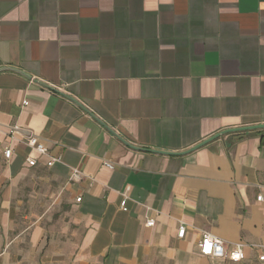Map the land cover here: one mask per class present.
<instances>
[{
  "label": "crops",
  "instance_id": "0c3cea01",
  "mask_svg": "<svg viewBox=\"0 0 264 264\" xmlns=\"http://www.w3.org/2000/svg\"><path fill=\"white\" fill-rule=\"evenodd\" d=\"M0 70V264H207L203 233L257 262L264 129L158 152L264 124V0H0ZM33 180L73 237L19 214Z\"/></svg>",
  "mask_w": 264,
  "mask_h": 264
},
{
  "label": "built area",
  "instance_id": "2783aa9c",
  "mask_svg": "<svg viewBox=\"0 0 264 264\" xmlns=\"http://www.w3.org/2000/svg\"><path fill=\"white\" fill-rule=\"evenodd\" d=\"M22 105H27L26 101L22 102ZM17 127H13L12 131H16ZM11 134V132H10ZM24 143L27 147H29L32 151H35L40 156H47L48 150L45 147V145L38 140V138L34 134H29L24 138ZM2 156L5 160H9L12 156V149L7 146L4 147L2 150ZM61 159L59 157H49L48 162L46 165L48 167L52 166L55 163H60ZM28 166L34 167L36 166V160L32 158H28L26 160ZM80 174V172L77 169L71 170L72 177H76ZM261 197L258 196L257 200H260ZM80 199H76V202H79ZM126 202L127 197L126 195H122V199L120 201L119 207L122 211H126ZM147 226H152L153 221L147 220L146 221ZM185 233V226L183 224H180L177 229V238H182ZM243 247L244 245L241 243H237L232 247H228L224 244L222 240H220L217 237L212 236L209 233H203L201 238L199 239L197 243V248L199 255L203 257H207L213 260H220V261H228L231 263H241L244 260L243 255ZM257 250H259V253L257 254L256 261L260 264H264V246H257Z\"/></svg>",
  "mask_w": 264,
  "mask_h": 264
},
{
  "label": "rangeland",
  "instance_id": "374dc122",
  "mask_svg": "<svg viewBox=\"0 0 264 264\" xmlns=\"http://www.w3.org/2000/svg\"><path fill=\"white\" fill-rule=\"evenodd\" d=\"M4 167V160L2 157V149L0 148V174ZM16 200L20 201L18 205L19 214L33 213L38 215V222L46 227H55V232L58 236L64 239V235L67 237H73L71 235L73 231L72 224L70 222L71 215L61 202H53L52 197L48 196L47 185L40 180H33L32 184H27L21 192V196H18ZM34 220H31L33 222ZM19 222V220H18ZM28 222V220H25ZM66 227L69 231H66ZM159 264V263H157ZM207 264H233L227 261L208 259ZM243 264H258L257 262L243 263Z\"/></svg>",
  "mask_w": 264,
  "mask_h": 264
},
{
  "label": "water",
  "instance_id": "95a60500",
  "mask_svg": "<svg viewBox=\"0 0 264 264\" xmlns=\"http://www.w3.org/2000/svg\"><path fill=\"white\" fill-rule=\"evenodd\" d=\"M1 70H9V69H1ZM0 70V71H1ZM258 129H264V124L263 125H254V126H248V127H239V128H234V129H227L225 131H222L220 133H216L215 135L211 136L210 138L202 141L201 143H199L198 145L192 147L191 149H189L188 151L182 152V153H165V152H158L161 154H166V155H184L187 154L205 144H207L208 142L217 139L218 137L228 134V133H232V132H246V131H251V130H258Z\"/></svg>",
  "mask_w": 264,
  "mask_h": 264
},
{
  "label": "trees",
  "instance_id": "16d2710c",
  "mask_svg": "<svg viewBox=\"0 0 264 264\" xmlns=\"http://www.w3.org/2000/svg\"><path fill=\"white\" fill-rule=\"evenodd\" d=\"M225 262V261H224ZM228 262V261H227ZM231 263V262H230ZM234 264V263H233Z\"/></svg>",
  "mask_w": 264,
  "mask_h": 264
}]
</instances>
